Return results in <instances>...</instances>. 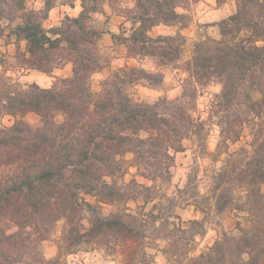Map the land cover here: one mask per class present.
<instances>
[{
    "label": "trees",
    "instance_id": "16d2710c",
    "mask_svg": "<svg viewBox=\"0 0 264 264\" xmlns=\"http://www.w3.org/2000/svg\"><path fill=\"white\" fill-rule=\"evenodd\" d=\"M30 1L0 0V26L4 19L19 20L12 33L27 41L33 68L50 72L66 58L74 73L51 87L22 85L0 73V116L16 119L0 127V264H57L58 258L47 260L42 255L40 245L60 220L65 221L61 253L85 246L115 253L123 249L124 264H151L143 247L152 213L141 218L138 213L108 212L104 205L152 195L146 183L126 180L132 166L149 180L174 175L177 154L187 150L185 140L205 139L207 121L193 113L201 86L213 80L223 84L214 107L224 111L227 120L220 125L218 148L238 142L249 127L253 151H264V0H237V12L221 25L222 38L199 43L193 58L186 61L189 76L183 94L154 103L135 100L129 89L142 80L163 82L162 72L143 67L120 69L100 91H94L91 78L102 66L99 46L104 32L92 24V13L99 11L102 0H82L78 16L67 15L60 26L50 29L44 21L56 0H46L40 10L31 8ZM184 1L136 0L128 16L133 25L120 37L129 53L150 55L159 66L177 63L185 37L153 36L151 31L184 18L178 11ZM28 113L38 114L40 122L26 120ZM232 114L234 118L228 120ZM129 153L133 160L127 158ZM254 162L248 159L243 170ZM226 172L220 171L218 177ZM250 174L242 179L259 178L264 184V166ZM189 187L193 185L179 192L189 193ZM227 190L219 182L210 198L224 207L220 205ZM229 241L248 252L250 257L241 258L242 264H264V225L217 241L209 251L191 257L189 264H218L216 253Z\"/></svg>",
    "mask_w": 264,
    "mask_h": 264
},
{
    "label": "rangeland",
    "instance_id": "374dc122",
    "mask_svg": "<svg viewBox=\"0 0 264 264\" xmlns=\"http://www.w3.org/2000/svg\"><path fill=\"white\" fill-rule=\"evenodd\" d=\"M78 1L80 0H56L54 8L59 7L60 12L54 19L49 14L44 26L48 29L60 26L68 15L63 12V6L69 8ZM135 4L136 0H102L98 4L99 11L92 13V24L104 32L99 46L102 66L91 78L93 89L100 91L103 82L120 69L127 66L143 67L149 71L162 72L164 80L160 84L142 80L131 86L129 89L135 100L154 103L165 96L176 99L183 94L185 80L189 76L184 68L186 61L193 58L199 43L222 38L221 25L237 12V0H185L178 7V11L185 15L184 18L170 25L154 27L151 31L153 36L183 35L186 39L180 60L168 66H159L150 55L132 56L124 40L120 38L127 35L126 31L133 25L128 16ZM45 5L46 0L29 2L31 8L38 10L45 8ZM18 22L19 20L7 19L1 22V74L22 85L37 83L42 87H51L57 80L73 75L74 65L66 58L50 72L33 68L28 59L27 41L12 33V26ZM64 57H67L66 53ZM222 89L223 84L219 80L201 86L197 109L193 114L207 121L203 134L205 139L185 140L187 150L177 154L174 175L170 179L149 180L141 175L136 166H132V174H128L126 180L137 178L146 183L151 186L152 195L149 198L139 196L136 201L104 205L108 212L115 210L125 214L138 213L142 214L141 218H146L145 213H152L147 217L150 223L143 247L149 253L148 260L151 264H189L191 257L209 251L217 241L250 233L254 226L264 225V184L259 178L253 182L242 179L246 174L252 175L251 172L264 166V151L259 154L253 151L249 127H245L238 142H230L228 147L218 148L221 140L220 125L227 120L226 113L218 112L219 108L214 107V100ZM254 96L262 97L259 92H255ZM24 118L33 124L40 122V116L36 113H28ZM233 118L232 114L228 120ZM15 120L13 115H2L0 127L10 125ZM127 158L133 160L134 155L129 153ZM251 158H254V164L248 171H244L243 165ZM225 170L227 172L221 178L218 177L219 172ZM232 176L235 177L233 180L230 179ZM219 182L228 189L221 200L220 206L224 207H219L216 200L210 198ZM192 185L189 193L179 192V189ZM227 199L230 202L225 206ZM194 220L201 221V224L192 225L191 221ZM64 226V220L58 221L49 238L41 243V253L47 260L58 258L57 264H124L126 255L121 253L123 249L115 253L106 247L85 246L73 253H61L59 245ZM244 249L250 251L249 248ZM216 255L215 262L218 261V264H242L241 258L246 261L250 257L248 252H243L241 247L238 248L231 242L225 243Z\"/></svg>",
    "mask_w": 264,
    "mask_h": 264
},
{
    "label": "crops",
    "instance_id": "0c3cea01",
    "mask_svg": "<svg viewBox=\"0 0 264 264\" xmlns=\"http://www.w3.org/2000/svg\"><path fill=\"white\" fill-rule=\"evenodd\" d=\"M63 8H64V11H63L64 13L71 15V16H78L83 9L82 0L75 2L74 5L69 6V8L65 6H63ZM59 12H60L59 7L58 8L53 7L50 11V18L54 19L55 16H57V13L59 14Z\"/></svg>",
    "mask_w": 264,
    "mask_h": 264
}]
</instances>
